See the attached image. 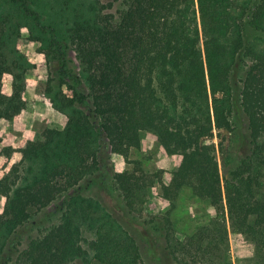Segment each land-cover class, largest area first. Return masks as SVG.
Listing matches in <instances>:
<instances>
[{
	"label": "trees",
	"instance_id": "trees-1",
	"mask_svg": "<svg viewBox=\"0 0 264 264\" xmlns=\"http://www.w3.org/2000/svg\"><path fill=\"white\" fill-rule=\"evenodd\" d=\"M247 24L264 35V0H0V121L28 116L35 64L25 42L57 62L49 104L67 114L63 130L0 154V264H147L125 220L82 191L111 156L127 161L139 150L143 131L175 160L163 198L172 203L188 188L218 215L175 245L164 219L174 261L209 264L230 222L264 264V49L247 43ZM243 63L239 93L233 77ZM237 110L247 153L226 166L217 138L234 131ZM108 170L126 217L160 232V217L147 212L160 173Z\"/></svg>",
	"mask_w": 264,
	"mask_h": 264
},
{
	"label": "rangeland",
	"instance_id": "rangeland-1",
	"mask_svg": "<svg viewBox=\"0 0 264 264\" xmlns=\"http://www.w3.org/2000/svg\"><path fill=\"white\" fill-rule=\"evenodd\" d=\"M22 37L28 38L27 30H23ZM245 38L248 44H253L260 40L259 43L264 49V35L260 37V33L254 31L248 24ZM38 47L37 44L26 42L22 44L23 53L35 64L34 68L29 69L26 73L28 85L25 100L28 116L12 122L8 121L10 124L19 123L25 132L21 129L9 131L4 130L5 128L3 130L0 129V143L4 146L0 150V154L7 147L19 148L25 140L32 139L34 135H41L47 129L63 130L67 124V114L55 110L49 104V99L52 96L48 92L55 85V83L50 82L52 77L55 76L54 70L57 62L46 58L43 53H39ZM69 58L74 60V53H69ZM243 64L233 77L234 85L239 93L242 90V81L248 69V66H245L246 63ZM52 93H55L54 90ZM238 105L240 109V96ZM240 114L239 111L236 112L234 131L231 133L221 131L220 136L217 138L218 143L221 142L225 149L224 159L226 161L224 162L227 164L226 166L234 162L233 158L236 155L240 157L247 153L246 145H242V138L248 134V125L246 118H241ZM7 132H10L11 136L5 135ZM8 137L10 139H7ZM4 139L6 141L3 143ZM155 139H157L155 133L143 131L141 133V141L145 140L146 143L148 142L146 150L131 149L127 161L117 156H111L109 164L103 166L97 176L90 178L83 184L82 191L86 195L99 199L117 218L125 220L130 230L137 236L147 264H177L167 250L166 227L170 229L169 241L175 245L177 242H182L186 238L192 237L199 230L211 228V223L218 220V215L216 209L208 201L197 198L188 188L182 189L172 203L163 198L162 184L168 185L170 183L176 164L172 157L166 156L160 150L159 143ZM239 146L242 148L237 151ZM17 157V155H14L13 160L18 159ZM219 159H222L223 162L222 154H220ZM109 166L114 167L119 172L138 169L147 173H160L162 182L153 187L152 197L147 205L148 220L154 216L160 217L156 221V227L161 230L160 232H156L154 228L145 225L142 220L126 217L120 200L110 190L109 180L111 174L108 170ZM2 167L0 157V176L3 175ZM3 204L4 199L0 196V213L3 209ZM53 209L55 210L54 206L51 207V210ZM47 213V219L41 216L37 219L40 228L49 226L47 220L51 216V212ZM164 219L170 221V224L166 225V227ZM218 235L220 244L212 252L209 264H255L256 259L241 246V238L230 222L227 223V229L224 228L221 234Z\"/></svg>",
	"mask_w": 264,
	"mask_h": 264
},
{
	"label": "crops",
	"instance_id": "crops-1",
	"mask_svg": "<svg viewBox=\"0 0 264 264\" xmlns=\"http://www.w3.org/2000/svg\"><path fill=\"white\" fill-rule=\"evenodd\" d=\"M27 96V95H26ZM34 115V114H33ZM5 128V129H4ZM0 129H4V130H6V131H9V130H15V129H21V130H23L22 129V127H21V125L19 124V123H13V124H10L8 121H5V120H1L0 121ZM23 132H25L24 130H23ZM5 135H10L11 136V134H10V132H7ZM156 138V137H155ZM7 139H10V137H8ZM157 139H155V141H156ZM6 141V139H4V141H3V143ZM154 141V140H153ZM10 142V141H9ZM146 146H148V142L146 143L145 142V140H142L141 141V147H140V149H141V151H144V150H146ZM4 146H3V144H1L0 143V150L3 148Z\"/></svg>",
	"mask_w": 264,
	"mask_h": 264
}]
</instances>
